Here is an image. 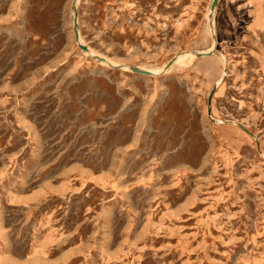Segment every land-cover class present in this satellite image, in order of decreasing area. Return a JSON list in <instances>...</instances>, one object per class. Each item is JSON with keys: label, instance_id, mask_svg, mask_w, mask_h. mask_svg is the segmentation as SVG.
<instances>
[{"label": "rangeland", "instance_id": "rangeland-1", "mask_svg": "<svg viewBox=\"0 0 264 264\" xmlns=\"http://www.w3.org/2000/svg\"><path fill=\"white\" fill-rule=\"evenodd\" d=\"M212 1L0 0V264H264V0Z\"/></svg>", "mask_w": 264, "mask_h": 264}, {"label": "water", "instance_id": "water-1", "mask_svg": "<svg viewBox=\"0 0 264 264\" xmlns=\"http://www.w3.org/2000/svg\"><path fill=\"white\" fill-rule=\"evenodd\" d=\"M217 1H218V0H213V1H212L211 7H210V11H211V12L214 11V9H215V7H216V4H217ZM209 19H210V20L212 19V15H209ZM73 25H74V35H75V40H78V36H77V33H76V25H77V23H76L75 18H74V20H73ZM202 55H205V54H201V55H199V56H202ZM130 70H131L132 72L136 73V74H139V75H145V76L150 75V73L147 72V71H142V70L134 69V68H132V69H130Z\"/></svg>", "mask_w": 264, "mask_h": 264}, {"label": "bare ground", "instance_id": "bare-ground-1", "mask_svg": "<svg viewBox=\"0 0 264 264\" xmlns=\"http://www.w3.org/2000/svg\"><path fill=\"white\" fill-rule=\"evenodd\" d=\"M211 21H212V19H211ZM79 41H81V40H80V38L78 39V42H79ZM142 71H143V70H142ZM147 72H149V73L151 74V72H150V71H147Z\"/></svg>", "mask_w": 264, "mask_h": 264}]
</instances>
